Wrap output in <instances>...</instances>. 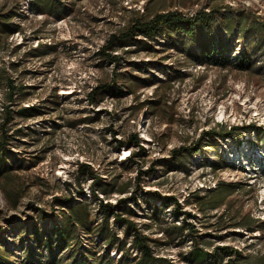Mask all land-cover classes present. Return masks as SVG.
Here are the masks:
<instances>
[{"label": "rangeland", "instance_id": "374dc122", "mask_svg": "<svg viewBox=\"0 0 264 264\" xmlns=\"http://www.w3.org/2000/svg\"><path fill=\"white\" fill-rule=\"evenodd\" d=\"M29 1L0 0V19L18 27L0 33V142L7 140L13 153L6 160L11 172L0 177V233L13 264L33 242L29 230L59 221L65 201L88 202L93 221L102 223L93 190L103 187L114 190L100 193L104 203L124 201L133 212L127 217L158 241L155 252L176 264H192L184 257L197 242L210 251L231 246L251 264H264V143L250 146L245 135L236 148L227 139L216 157L207 135L203 153L184 151L212 130L264 129V44H255L250 63L240 65L247 39L237 29L228 35L222 25L226 15L241 14L264 24V0H61V16L36 11ZM213 8L220 12L213 35L226 47L222 65L197 63L163 39L111 44L134 20ZM114 80L120 94L99 90ZM24 109L33 114L22 115ZM135 133L146 150L129 161L139 148L118 141ZM221 158L226 168L213 169L210 163ZM81 164L91 169L82 171ZM92 171L101 181L91 179ZM224 184L232 186L221 205L204 211L218 194L210 191ZM164 199L190 214L181 219L192 231L171 228L174 207L164 210ZM114 222L110 227L123 240Z\"/></svg>", "mask_w": 264, "mask_h": 264}, {"label": "trees", "instance_id": "16d2710c", "mask_svg": "<svg viewBox=\"0 0 264 264\" xmlns=\"http://www.w3.org/2000/svg\"><path fill=\"white\" fill-rule=\"evenodd\" d=\"M29 2L34 10L43 12L46 15L61 16L62 14L63 6L61 0H32ZM219 13V10L216 8H213L210 12H198L193 16H187L179 12H159L151 15L148 19L141 18L134 20L119 35L113 37L114 41L111 44L113 45L117 41L124 46L134 41L146 45L163 39L178 51L187 52L188 59L194 60L197 63L222 65L225 60L226 47L224 46V42H218V38L213 35V27L218 22ZM241 15L240 17L226 15L222 25L228 35L237 29V31L246 37L247 48L240 53L239 62L240 65L245 63L248 65L251 61L250 49H253V46L260 44V42L264 44V24L250 20L243 16V14ZM9 20L0 19V33L3 35H8L18 29V27L10 25ZM106 56L109 57V61H117V57L115 56L113 57L108 53H106ZM117 81L114 80L113 84L102 85L99 87V90L101 92L112 91L116 95L120 94L121 89L117 88ZM147 83H153V80L149 79ZM132 85V83L127 84L129 87ZM11 87L15 89L14 85ZM130 91L131 93H135L133 89H130ZM95 95L91 96L90 101L93 105L99 106L101 99ZM152 103L156 104L157 102ZM21 114L28 116L33 113H30L28 109H24ZM203 135L204 137H201V141L195 147L191 146L184 149V151H190L192 156H198L203 153L202 141L207 135L209 143H211L209 147L212 151L216 152V157H221L220 151H222V148L219 145L222 142H226L227 139L234 140L238 144L236 148L242 145V140L240 139H243L245 135L249 137L250 146H257L259 148V145L264 143V129L253 126L244 128L231 127L229 131L225 130L224 132L212 130ZM253 135L256 138L255 140L253 139ZM118 142L120 147L130 148L133 146L139 148L138 152L130 153L128 157L129 161L137 156H141L142 152L146 150L139 133L132 134L127 140H119ZM7 144V140L0 142V177L11 172V168H8L6 165V160L8 158L12 159L13 153L6 149ZM173 152L180 153L177 150ZM13 160L15 159L13 158ZM210 166L215 170L226 168L222 158L212 161ZM87 169H91L89 164L80 165V170ZM90 177L91 179L98 180V182L101 181L99 176H95L94 171L90 173ZM226 186L232 185L224 184L216 188L218 191H215L216 189L210 191L218 194L214 201L211 202L212 206H205L203 208L204 211H207L208 208H217L221 205L222 200L230 191L226 189ZM98 191L94 189L93 196L99 200V214L100 219H103L102 223H99L100 220L97 223L93 221L88 202L82 201L78 204L70 205L65 201L64 205L66 206L59 221L55 222L45 231L41 230L37 225L29 230L28 237L33 242L28 246H24L25 257L23 261H17L18 264H176L168 257L161 256L155 252L153 243H157L158 241L152 240L144 234L147 231L145 229L146 226L140 229L137 223L127 217L128 213L133 212H128V210L122 207L124 201L113 205L112 203H104L100 198V193L104 197H108L114 190L103 187L100 188V192ZM165 200H161V204ZM133 204L140 206L136 197ZM167 206H173L175 212V222L171 228L179 230L181 233L192 231L194 225L187 222L185 218L181 219L182 217L190 216V214L180 211V204L178 202L173 204L165 202L164 210ZM120 211H125L126 217ZM111 219H115L114 223L123 228V240H120L117 235L118 233L111 229ZM85 240H88V243ZM192 241L194 240L192 239ZM101 249H103L102 252L99 251ZM112 252L120 254V258L115 259ZM13 255L10 247L2 240L0 233V264H13ZM184 259L186 262L192 264H251L243 256L242 252L231 246H218L213 251H210L207 248L201 247L199 242L195 243L194 248Z\"/></svg>", "mask_w": 264, "mask_h": 264}, {"label": "built area", "instance_id": "2783aa9c", "mask_svg": "<svg viewBox=\"0 0 264 264\" xmlns=\"http://www.w3.org/2000/svg\"><path fill=\"white\" fill-rule=\"evenodd\" d=\"M194 14H191V16H193Z\"/></svg>", "mask_w": 264, "mask_h": 264}]
</instances>
